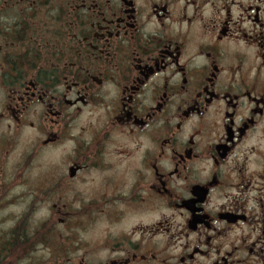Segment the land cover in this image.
<instances>
[{
  "label": "flooded vegetation",
  "instance_id": "obj_1",
  "mask_svg": "<svg viewBox=\"0 0 264 264\" xmlns=\"http://www.w3.org/2000/svg\"><path fill=\"white\" fill-rule=\"evenodd\" d=\"M23 130L88 219L71 264H264V0H0V141Z\"/></svg>",
  "mask_w": 264,
  "mask_h": 264
},
{
  "label": "rangeland",
  "instance_id": "obj_2",
  "mask_svg": "<svg viewBox=\"0 0 264 264\" xmlns=\"http://www.w3.org/2000/svg\"><path fill=\"white\" fill-rule=\"evenodd\" d=\"M35 140L31 131L23 130L15 136L13 147L5 144L6 138L0 141V235L8 234L26 221L31 230L39 229L38 235H46L47 242H39V237H35L38 243L30 254L22 255L21 264L30 261L71 264L78 255L88 253L92 231L86 215L59 213L52 205L56 201L62 203V200L53 196L47 199L41 194L45 181L60 172L58 161L46 159L58 158L61 152L59 148L38 151ZM34 149L37 150L35 154ZM47 171H50L49 177ZM64 199L70 201L72 197L65 196ZM62 218L68 223L62 224ZM74 221H80V226L74 225ZM61 246L62 249L57 250ZM70 246L71 250L67 252L66 248Z\"/></svg>",
  "mask_w": 264,
  "mask_h": 264
},
{
  "label": "trees",
  "instance_id": "obj_3",
  "mask_svg": "<svg viewBox=\"0 0 264 264\" xmlns=\"http://www.w3.org/2000/svg\"><path fill=\"white\" fill-rule=\"evenodd\" d=\"M39 229L31 230L24 221L6 235H0V264H21L20 259L22 255L27 256L35 247L38 241H46V235H38ZM35 237H39L38 241ZM12 260V261H11ZM11 261V262H10ZM26 264H43L34 261Z\"/></svg>",
  "mask_w": 264,
  "mask_h": 264
}]
</instances>
